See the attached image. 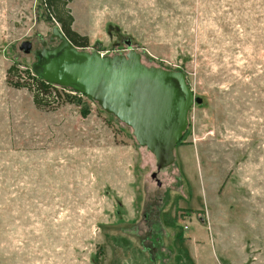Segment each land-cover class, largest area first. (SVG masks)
Listing matches in <instances>:
<instances>
[{"label":"rangeland","instance_id":"1","mask_svg":"<svg viewBox=\"0 0 264 264\" xmlns=\"http://www.w3.org/2000/svg\"><path fill=\"white\" fill-rule=\"evenodd\" d=\"M44 2L0 0V264H264V0L68 4L85 50H135L202 98L156 179L96 102L68 90L74 104L39 109L8 84L34 63L24 42L58 43Z\"/></svg>","mask_w":264,"mask_h":264},{"label":"water","instance_id":"2","mask_svg":"<svg viewBox=\"0 0 264 264\" xmlns=\"http://www.w3.org/2000/svg\"><path fill=\"white\" fill-rule=\"evenodd\" d=\"M50 41L58 43L48 48L44 42L42 49L33 52V74L91 99L130 128L138 145L156 159L153 179L173 166L177 146L189 128L190 112L203 103L190 88L186 74L147 67L135 50L127 55L102 56L77 48L58 26ZM20 51L32 53V43L24 42Z\"/></svg>","mask_w":264,"mask_h":264},{"label":"trees","instance_id":"3","mask_svg":"<svg viewBox=\"0 0 264 264\" xmlns=\"http://www.w3.org/2000/svg\"><path fill=\"white\" fill-rule=\"evenodd\" d=\"M46 11L50 18L55 20L61 27V30L68 40L77 48L87 49L89 39L75 32L72 27L74 19L68 4L71 0H44ZM19 66H12L7 73L8 84L15 89H28L33 94L34 103L37 108L57 106L61 100L64 103L74 104L76 98L60 93L56 86L50 85L36 77L30 68H26L22 73L25 78L20 76ZM68 90V89H67ZM71 91V90H70ZM189 130V129H188ZM186 132L184 139L177 146L180 147L188 135Z\"/></svg>","mask_w":264,"mask_h":264},{"label":"built area","instance_id":"4","mask_svg":"<svg viewBox=\"0 0 264 264\" xmlns=\"http://www.w3.org/2000/svg\"><path fill=\"white\" fill-rule=\"evenodd\" d=\"M103 56V55H102ZM58 88V91L61 93L62 91L65 93V94H67L68 95V93H69V91L67 90V89H63V88H59V87H57ZM74 93V92H73ZM77 94V93H76ZM79 95V94H78ZM189 227H185V230H187Z\"/></svg>","mask_w":264,"mask_h":264},{"label":"crops","instance_id":"5","mask_svg":"<svg viewBox=\"0 0 264 264\" xmlns=\"http://www.w3.org/2000/svg\"><path fill=\"white\" fill-rule=\"evenodd\" d=\"M179 147L176 149V152L178 151ZM196 237V236H195Z\"/></svg>","mask_w":264,"mask_h":264},{"label":"flooded vegetation","instance_id":"6","mask_svg":"<svg viewBox=\"0 0 264 264\" xmlns=\"http://www.w3.org/2000/svg\"><path fill=\"white\" fill-rule=\"evenodd\" d=\"M33 53V52H32Z\"/></svg>","mask_w":264,"mask_h":264}]
</instances>
